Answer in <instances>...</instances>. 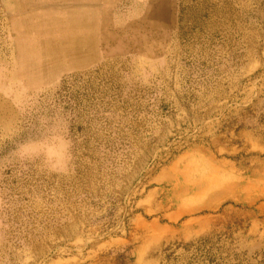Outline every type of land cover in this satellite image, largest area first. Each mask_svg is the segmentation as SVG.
Wrapping results in <instances>:
<instances>
[{
    "label": "rangeland",
    "instance_id": "rangeland-1",
    "mask_svg": "<svg viewBox=\"0 0 264 264\" xmlns=\"http://www.w3.org/2000/svg\"><path fill=\"white\" fill-rule=\"evenodd\" d=\"M0 264H264V0H0Z\"/></svg>",
    "mask_w": 264,
    "mask_h": 264
},
{
    "label": "bare ground",
    "instance_id": "bare-ground-1",
    "mask_svg": "<svg viewBox=\"0 0 264 264\" xmlns=\"http://www.w3.org/2000/svg\"><path fill=\"white\" fill-rule=\"evenodd\" d=\"M203 8H204V6H203ZM176 14H177V13H176ZM194 15H195V14H194ZM184 19H186V18H184ZM192 24H193V23H192ZM26 27H27V26H26ZM24 28H25V27H24ZM27 28H28V27H27ZM29 28H30V27H29ZM29 28H28V29H29ZM15 29H16V28H15ZM18 30H19V29H18ZM32 32H33V31H32ZM29 34L32 35V33H29ZM24 38H25V37H24ZM21 39H23V38H21ZM27 40H28V39H27ZM32 40H33V39H32ZM29 41H30V40H29ZM34 41H35V40H34ZM36 42H38V41H36ZM28 43H29V42H28ZM28 43H27V44H28ZM33 43H35V42H33ZM38 43H39V42H38ZM40 44H41V43H40ZM40 44H38V45H40ZM30 45H32V44H30ZM24 46H25V45H24ZM40 47H41V46H40ZM35 49H36V48H35ZM37 49H38V46H37ZM24 50H26V49H24ZM38 50H40V49H38ZM15 51L18 52V50H15ZM26 51H27V50H26ZM31 51H32V49H31ZM31 51H30V52H31ZM35 51H36V50H35ZM177 51H178V50H177ZM32 52H33V51H32ZM32 52H31V54H32ZM39 52H41V51H39ZM39 52H38V54H39ZM54 52H55V51H54ZM24 53H25V52H24ZM17 54H18V53H17ZM22 54H23V53H22ZM35 54H36V53H35ZM24 55H25V54H24ZM36 55H37V54H36ZM37 56H38V55H37ZM51 56H52V55H51ZM26 58H27V57H26ZM34 58H35V57H34ZM20 59L22 60V58H20ZM31 59H32V58H31ZM31 59H30V60H31ZM23 60H24V59H23ZM34 60H35V59H34ZM31 61H32V60H31ZM41 61H42V60H41ZM49 62H50V61H49ZM27 63H30V62L27 61ZM37 63H38V62H37ZM37 63H36V64H37ZM41 65H42V64H41ZM44 65H45V64H44ZM47 66H49V65H47ZM38 68H39V67H38ZM46 68H47V67H46ZM42 70H43V69H42ZM34 72H35V71H34ZM35 73H38V72H35Z\"/></svg>",
    "mask_w": 264,
    "mask_h": 264
}]
</instances>
